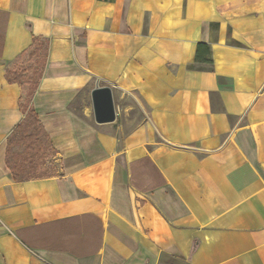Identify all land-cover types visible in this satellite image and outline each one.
Returning <instances> with one entry per match:
<instances>
[{
    "label": "crops",
    "instance_id": "1",
    "mask_svg": "<svg viewBox=\"0 0 264 264\" xmlns=\"http://www.w3.org/2000/svg\"><path fill=\"white\" fill-rule=\"evenodd\" d=\"M33 36L58 174L14 180L25 88L6 69ZM96 83L140 96L136 127L94 121ZM169 259L264 264V0H0V264Z\"/></svg>",
    "mask_w": 264,
    "mask_h": 264
},
{
    "label": "trees",
    "instance_id": "2",
    "mask_svg": "<svg viewBox=\"0 0 264 264\" xmlns=\"http://www.w3.org/2000/svg\"><path fill=\"white\" fill-rule=\"evenodd\" d=\"M47 50L48 40L40 36H33L31 44L20 56L27 54L29 58H36V66H39V68L34 70V75L26 74L29 69L27 67L20 69L11 67L6 69L8 82L27 85L24 96L19 98V107L24 116L6 140L5 163L10 169L14 180H25L58 174V165L57 167L54 165L56 150L53 148L31 104L32 95L42 75ZM195 60L211 63L212 59L208 44L204 42L196 44ZM47 158H49V161H46ZM47 163L50 166H47Z\"/></svg>",
    "mask_w": 264,
    "mask_h": 264
},
{
    "label": "rangeland",
    "instance_id": "3",
    "mask_svg": "<svg viewBox=\"0 0 264 264\" xmlns=\"http://www.w3.org/2000/svg\"><path fill=\"white\" fill-rule=\"evenodd\" d=\"M37 61L35 57H28L27 54H24L17 58L13 62V67L15 68H29L26 74L34 75V70L37 67ZM25 92L27 90V85L24 84ZM114 103H115V109L117 111L116 118L113 122L105 123L107 127H110L111 132H116L118 136H120L121 130L123 132H128L134 127H136L137 123L141 121V119L144 117V111L146 114L147 107L145 106L143 100L140 98L139 95L133 93V95H128L124 97H120V94L115 93L114 95ZM130 105L133 106L132 109H127L126 106ZM121 123V124H119ZM98 126V125H96ZM100 126V125H99ZM20 149V148H18ZM46 161H49V158L46 159ZM54 165H58L57 161L54 160ZM47 166H50V164L47 163ZM169 264H179L178 261L175 259H169L167 261Z\"/></svg>",
    "mask_w": 264,
    "mask_h": 264
},
{
    "label": "water",
    "instance_id": "4",
    "mask_svg": "<svg viewBox=\"0 0 264 264\" xmlns=\"http://www.w3.org/2000/svg\"><path fill=\"white\" fill-rule=\"evenodd\" d=\"M93 119L98 124L113 122L116 118V110L110 86L95 84L90 92Z\"/></svg>",
    "mask_w": 264,
    "mask_h": 264
}]
</instances>
